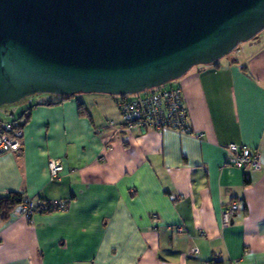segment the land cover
<instances>
[{"label":"crops","instance_id":"crops-1","mask_svg":"<svg viewBox=\"0 0 264 264\" xmlns=\"http://www.w3.org/2000/svg\"><path fill=\"white\" fill-rule=\"evenodd\" d=\"M236 47L173 81L188 132L122 129L83 93L26 98L21 146L0 153V195L68 202L1 220L0 264H264V171L224 162L233 141L264 164V28ZM50 159L61 163L56 179Z\"/></svg>","mask_w":264,"mask_h":264},{"label":"water","instance_id":"water-1","mask_svg":"<svg viewBox=\"0 0 264 264\" xmlns=\"http://www.w3.org/2000/svg\"><path fill=\"white\" fill-rule=\"evenodd\" d=\"M262 28L264 0H0V105L142 91Z\"/></svg>","mask_w":264,"mask_h":264},{"label":"built area","instance_id":"built-area-1","mask_svg":"<svg viewBox=\"0 0 264 264\" xmlns=\"http://www.w3.org/2000/svg\"><path fill=\"white\" fill-rule=\"evenodd\" d=\"M115 105L121 117L120 126L122 129L139 127L156 130L169 128L182 132L190 131L187 108L183 101L180 86L158 87L149 90L143 89L135 93L118 94ZM20 122L18 117L0 119V153L17 152L19 150L22 136ZM225 146L227 150L225 164L262 169L264 171V164L261 162L260 153L257 149L251 148L245 143L233 141L227 142ZM60 169L61 163L58 159L49 160L48 170L52 179L59 177ZM67 202L66 199L35 202L25 195L23 201L13 209L12 213L22 215L28 221H32V216L36 212L38 204L40 208L50 211L64 208ZM238 206L239 204L235 199L230 200L223 206L222 218L224 222L230 220ZM152 218L156 219L155 213L152 214ZM177 229L182 228L178 226ZM192 250L196 251V248H192Z\"/></svg>","mask_w":264,"mask_h":264},{"label":"rangeland","instance_id":"rangeland-1","mask_svg":"<svg viewBox=\"0 0 264 264\" xmlns=\"http://www.w3.org/2000/svg\"><path fill=\"white\" fill-rule=\"evenodd\" d=\"M258 32H260V31H258ZM256 34L257 33H255L253 36H255ZM241 42H244V41H240L239 43H241ZM236 46L231 51H229V52L225 53L223 56L219 57L217 60H219L221 58L226 59L229 56L236 55V52L240 49L239 47H236ZM174 80H175V78H171L168 81L161 83L159 85H155L152 87L145 88V90H149L152 88L154 89V88H158V87L171 86L173 84ZM78 93H83V94H87L88 96L95 97V107L97 109H100V110H103L106 108V111L111 112L110 114H112V117L113 116H119L120 123H121V117H120L119 111H117L118 109H116L117 106L115 105V100L118 97V94H110V93H102V92H93V93L92 92H77L74 94H78ZM129 95H132V94H129ZM40 96L47 97V98H55V97L61 96V95L58 93L45 92V91L44 92H34V93H31V94L24 96L23 98H21L17 101L9 102V103H7V102L3 103L0 105V119H11V118L17 116L20 113V109H21L20 107L24 103V100H26V98L40 97ZM114 109H115V112H112ZM19 120L22 121L23 118L20 117Z\"/></svg>","mask_w":264,"mask_h":264},{"label":"trees","instance_id":"trees-1","mask_svg":"<svg viewBox=\"0 0 264 264\" xmlns=\"http://www.w3.org/2000/svg\"><path fill=\"white\" fill-rule=\"evenodd\" d=\"M171 86H176V85H171ZM168 87H170V86H168ZM68 96H70V95H61V99H59L57 101H47L46 103L59 102ZM78 110L81 114L87 113L86 106L82 101L78 102ZM27 114H28V109H25L21 114V118H23V120H24L27 117ZM15 118H17V117H15ZM19 118H20V116H19ZM22 123H23V121H21L19 123V125L21 127H22ZM24 196H25L24 193L19 192V191H14V190L9 191L5 195H0V221L6 220L10 217L13 209L23 201ZM44 201L50 202L51 200H44ZM48 210H49V208H48ZM35 211L36 212H45V211H47V209L42 208V207L40 208V205L38 204Z\"/></svg>","mask_w":264,"mask_h":264}]
</instances>
